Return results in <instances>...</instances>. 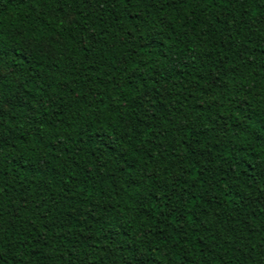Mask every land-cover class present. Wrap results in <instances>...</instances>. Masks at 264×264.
<instances>
[{
  "label": "trees",
  "instance_id": "obj_1",
  "mask_svg": "<svg viewBox=\"0 0 264 264\" xmlns=\"http://www.w3.org/2000/svg\"><path fill=\"white\" fill-rule=\"evenodd\" d=\"M0 264H264V0H0Z\"/></svg>",
  "mask_w": 264,
  "mask_h": 264
}]
</instances>
